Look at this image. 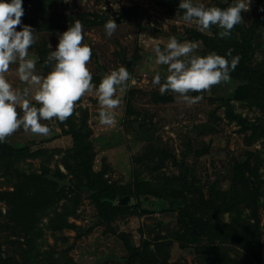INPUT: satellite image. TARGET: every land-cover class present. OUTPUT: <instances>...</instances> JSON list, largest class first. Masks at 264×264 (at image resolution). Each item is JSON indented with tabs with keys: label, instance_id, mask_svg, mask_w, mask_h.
<instances>
[{
	"label": "rangeland",
	"instance_id": "374dc122",
	"mask_svg": "<svg viewBox=\"0 0 264 264\" xmlns=\"http://www.w3.org/2000/svg\"><path fill=\"white\" fill-rule=\"evenodd\" d=\"M40 1L24 0L21 18L34 30L37 73L51 70L48 54L79 20L93 88L64 121H40L47 136L20 128L0 143V264H264V0H250L223 39L215 25L201 32L184 21L179 0ZM193 3L223 9L234 0ZM109 19L118 24L110 37ZM171 36L202 42L199 55L232 49L230 79L187 93L202 97L193 104L162 95L151 81L167 66L152 48ZM119 67L130 80L114 94V124L102 125L95 88ZM17 68L4 76L22 89ZM141 126L154 129L149 141ZM54 174L69 185L45 183ZM11 202L24 210L8 235Z\"/></svg>",
	"mask_w": 264,
	"mask_h": 264
},
{
	"label": "clouds",
	"instance_id": "9594fccd",
	"mask_svg": "<svg viewBox=\"0 0 264 264\" xmlns=\"http://www.w3.org/2000/svg\"><path fill=\"white\" fill-rule=\"evenodd\" d=\"M23 3L24 0H0V143L6 142V138L20 128L25 132L47 136L50 128L40 121L53 117L64 121L73 113L74 102L93 88L92 75L87 67L92 49L82 45L83 26L79 20L59 35L55 50L48 54L45 64L55 61L51 70L46 75L37 73V58H29L28 51L35 43L34 30L31 25L22 22L25 11ZM249 3L250 0H234V3L222 9L194 4L193 0H179L178 7L183 10L184 21H194L201 32L215 25L221 29L218 37L223 39L229 37L234 26L241 22V12L248 10ZM117 27L114 19L107 20L104 24L105 34L112 36ZM201 45L202 42L182 43L174 36L168 38L163 49L159 43L153 45L155 63L167 66L163 79L157 73L151 81L153 86L159 87L162 95L167 92L179 94L186 103L193 104L202 97L188 96L187 93L208 90L230 79V71L235 70L239 56H232V49L225 56L214 51L199 55L197 50ZM17 62L18 78L27 85L22 89L13 88L4 76L10 65ZM129 80L130 73L125 67L104 73L95 88L100 106L98 119L102 125L114 124L111 110L120 104L114 94L118 87ZM33 100L39 107L32 103ZM17 108L23 112L22 116L18 117Z\"/></svg>",
	"mask_w": 264,
	"mask_h": 264
},
{
	"label": "trees",
	"instance_id": "16d2710c",
	"mask_svg": "<svg viewBox=\"0 0 264 264\" xmlns=\"http://www.w3.org/2000/svg\"><path fill=\"white\" fill-rule=\"evenodd\" d=\"M42 2H43V0L42 1H40V3L42 4ZM52 15H53V13H51ZM50 19H52V20H55V16H50L49 17ZM58 25H56L55 23H53V28H56ZM200 37V35H198V34H196V38H199ZM243 59H248L247 57H244ZM1 153V152H0ZM54 177H58V178H63V177H60V176H58V175H53ZM30 179H28V178H26L25 179V181H24V183L26 184V183H28V184H30ZM45 183H47V184H49V183H53L54 185H57L55 182H53V181H51V180H48V179H46L45 180ZM27 185V184H26ZM11 211L7 214V216H9V220H8V222L6 221V224H4L3 226V228L5 229V228H11V231H9V233H11V234H8V235H12V234H14L15 233V226H18V225H20L19 223H21V220H20V216H18L22 211L21 210H18L17 209V207H16V204L14 203V202H11ZM31 211H34V208H32V209H30ZM8 219V218H7ZM34 222V221H33ZM12 225H11V224ZM14 225V226H13ZM21 227V226H20ZM15 229V230H14Z\"/></svg>",
	"mask_w": 264,
	"mask_h": 264
},
{
	"label": "water",
	"instance_id": "95a60500",
	"mask_svg": "<svg viewBox=\"0 0 264 264\" xmlns=\"http://www.w3.org/2000/svg\"><path fill=\"white\" fill-rule=\"evenodd\" d=\"M104 73L101 74V78L103 77ZM154 136V129L147 130L145 127L141 126L139 128V138L144 141H149ZM48 180H51L55 182L58 186V188H61L63 186H68L69 181L67 179H59L57 177L48 175Z\"/></svg>",
	"mask_w": 264,
	"mask_h": 264
}]
</instances>
